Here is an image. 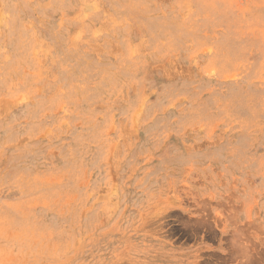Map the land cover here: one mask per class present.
Listing matches in <instances>:
<instances>
[{
    "label": "rangeland",
    "instance_id": "obj_1",
    "mask_svg": "<svg viewBox=\"0 0 264 264\" xmlns=\"http://www.w3.org/2000/svg\"><path fill=\"white\" fill-rule=\"evenodd\" d=\"M0 264H264V0H0Z\"/></svg>",
    "mask_w": 264,
    "mask_h": 264
}]
</instances>
